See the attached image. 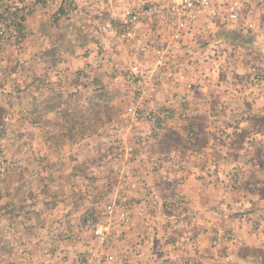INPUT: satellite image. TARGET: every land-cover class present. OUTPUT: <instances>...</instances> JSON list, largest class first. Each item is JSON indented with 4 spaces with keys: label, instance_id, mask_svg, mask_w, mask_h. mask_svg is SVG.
<instances>
[{
    "label": "rangeland",
    "instance_id": "374dc122",
    "mask_svg": "<svg viewBox=\"0 0 264 264\" xmlns=\"http://www.w3.org/2000/svg\"><path fill=\"white\" fill-rule=\"evenodd\" d=\"M153 1L0 0V264H264V14Z\"/></svg>",
    "mask_w": 264,
    "mask_h": 264
},
{
    "label": "built area",
    "instance_id": "2783aa9c",
    "mask_svg": "<svg viewBox=\"0 0 264 264\" xmlns=\"http://www.w3.org/2000/svg\"><path fill=\"white\" fill-rule=\"evenodd\" d=\"M260 13L264 14V0H155L124 10L123 25L153 17L179 39L193 30L211 27L217 19L238 29H252ZM133 79L131 76L130 82Z\"/></svg>",
    "mask_w": 264,
    "mask_h": 264
},
{
    "label": "crops",
    "instance_id": "0c3cea01",
    "mask_svg": "<svg viewBox=\"0 0 264 264\" xmlns=\"http://www.w3.org/2000/svg\"><path fill=\"white\" fill-rule=\"evenodd\" d=\"M250 57V56H249ZM259 58H263V56H259ZM252 61V60H251ZM251 94V95H250ZM260 93L259 92H256V90H254L253 92H249V102L247 104V106L250 108V106L253 108L255 106V103H257L256 99H258V95ZM253 100V101H252ZM263 104H264V101H263ZM239 105V104H238ZM242 105H246L245 103H242ZM263 109H264V106H263ZM264 152V151H263Z\"/></svg>",
    "mask_w": 264,
    "mask_h": 264
}]
</instances>
